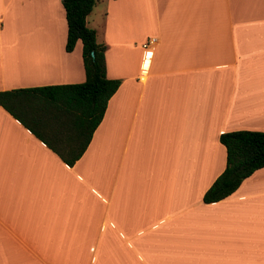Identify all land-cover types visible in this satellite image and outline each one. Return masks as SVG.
<instances>
[{
  "label": "crops",
  "instance_id": "obj_1",
  "mask_svg": "<svg viewBox=\"0 0 264 264\" xmlns=\"http://www.w3.org/2000/svg\"><path fill=\"white\" fill-rule=\"evenodd\" d=\"M97 3L119 84L73 165L0 107V264H264V167L202 201L219 136L264 133V0ZM65 39L61 0H0V92L82 83Z\"/></svg>",
  "mask_w": 264,
  "mask_h": 264
},
{
  "label": "trees",
  "instance_id": "obj_2",
  "mask_svg": "<svg viewBox=\"0 0 264 264\" xmlns=\"http://www.w3.org/2000/svg\"><path fill=\"white\" fill-rule=\"evenodd\" d=\"M94 4V0H61L66 22L64 50L70 52L80 42L82 83L0 92V107L69 167L82 155L119 84L105 77V46L85 26ZM219 142L225 149V167L205 191V204L228 197L242 180L264 167V133L228 132L219 136Z\"/></svg>",
  "mask_w": 264,
  "mask_h": 264
},
{
  "label": "rangeland",
  "instance_id": "obj_3",
  "mask_svg": "<svg viewBox=\"0 0 264 264\" xmlns=\"http://www.w3.org/2000/svg\"><path fill=\"white\" fill-rule=\"evenodd\" d=\"M94 1H95L94 7H96V10L98 11L99 9H101V6L98 5V3H97L98 0H94ZM94 7H93V9H94ZM48 24H49L48 21L42 20L40 22L36 18H34L32 16H29L27 18V20H26V28H29L31 30H42V29L46 28ZM118 24L119 25H116V26L121 27V30L120 31L123 32V33H125L126 35L128 34L130 36V32H131V20H128L127 23L120 22ZM121 25H123V26H121ZM122 27H127V28L122 30Z\"/></svg>",
  "mask_w": 264,
  "mask_h": 264
},
{
  "label": "built area",
  "instance_id": "obj_4",
  "mask_svg": "<svg viewBox=\"0 0 264 264\" xmlns=\"http://www.w3.org/2000/svg\"><path fill=\"white\" fill-rule=\"evenodd\" d=\"M152 44H153V39H148L145 43H143V44L141 45V48H142V49L149 48V47L152 46Z\"/></svg>",
  "mask_w": 264,
  "mask_h": 264
}]
</instances>
